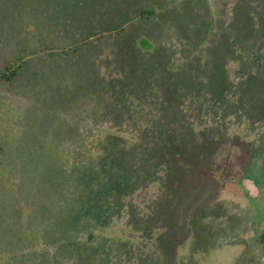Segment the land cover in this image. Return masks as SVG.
<instances>
[{
  "label": "rangeland",
  "instance_id": "obj_1",
  "mask_svg": "<svg viewBox=\"0 0 264 264\" xmlns=\"http://www.w3.org/2000/svg\"><path fill=\"white\" fill-rule=\"evenodd\" d=\"M0 264H264V0H0Z\"/></svg>",
  "mask_w": 264,
  "mask_h": 264
},
{
  "label": "crops",
  "instance_id": "obj_2",
  "mask_svg": "<svg viewBox=\"0 0 264 264\" xmlns=\"http://www.w3.org/2000/svg\"><path fill=\"white\" fill-rule=\"evenodd\" d=\"M251 209H252V208H251ZM251 209H249V211H248V213H249L250 215H251V213H250V210H251ZM242 224H244V223L242 222L241 225H242Z\"/></svg>",
  "mask_w": 264,
  "mask_h": 264
}]
</instances>
